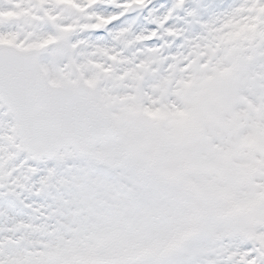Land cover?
Instances as JSON below:
<instances>
[{
	"label": "snow or ice",
	"instance_id": "obj_1",
	"mask_svg": "<svg viewBox=\"0 0 264 264\" xmlns=\"http://www.w3.org/2000/svg\"><path fill=\"white\" fill-rule=\"evenodd\" d=\"M172 2L153 0L150 8L167 11ZM254 4L264 7V0H186L187 12L178 13L186 21L177 27H190L175 45L190 41L205 56L181 65L185 73L174 92L179 102L165 103L172 87L162 85L161 106L153 107L157 101L138 87L124 94L133 106H113L107 120L87 85L95 84L99 99H121L110 85L120 83L124 69L81 52L108 50L125 21L154 31L145 21L148 9L102 29L66 34L45 6L43 15L30 18L38 21L30 23V45L10 47L18 36L0 31V196L21 209L10 219L0 213V264H16L44 245L80 240L135 249L113 264H235L228 257L240 235L248 241L242 264H264V224L250 211L264 210V149L248 145L251 130L242 121L246 112L264 113V30L235 42L208 35L223 17ZM161 43L152 39L148 46ZM211 82L226 85L231 103L205 113L199 103ZM73 84L82 89L52 91ZM128 115L142 127L117 140L108 121ZM100 142L111 154L105 164L92 155Z\"/></svg>",
	"mask_w": 264,
	"mask_h": 264
},
{
	"label": "clouds",
	"instance_id": "obj_2",
	"mask_svg": "<svg viewBox=\"0 0 264 264\" xmlns=\"http://www.w3.org/2000/svg\"><path fill=\"white\" fill-rule=\"evenodd\" d=\"M174 2L176 8H179L181 3H183V0H174ZM112 3L116 4L117 0H112ZM149 3H151V0H149ZM233 3L243 5L248 3V0H233ZM75 5L79 8V11L74 13L73 20L70 22L67 19H61L59 22L66 25V27H70L75 30H79L81 27L88 25L101 27L102 22L92 19V16L95 14V6L90 3L89 0H75ZM45 6H47L49 10L54 13V19L57 18V15L64 12L67 7L63 4L41 5L38 0H32V7L37 15H43L41 9ZM259 6V4H254L251 8H258ZM0 7L7 10L9 5L4 3L0 4ZM145 7H147V5H145ZM244 8L245 7H240L230 15L223 17V19L219 21L218 26H210L211 30L208 32V35H211L214 38L223 39L220 36L219 31L221 28H225L226 25L233 24L234 22L239 24L242 16L258 14L254 12L242 11ZM125 11H127V9ZM0 19L6 20L7 17H0ZM167 21L168 16H156L153 14L150 22L157 25L156 30L148 31L147 29H142L140 31H136L130 26H123L116 34L113 46L108 49V52L111 53L112 56L116 57L117 60L123 61L124 63L114 64L107 58V53H105V57L108 61L112 62V66L117 68L123 67L126 69L124 75L120 78V83L110 85L115 92L120 94L121 99H117L116 95L99 99L97 93L95 92V84L88 90V95L92 98L95 108L104 116L106 120L108 119V110L113 106L118 108L121 105L128 107L133 106V101L126 99L124 94H135V90L138 87H142L145 91V95L151 100L157 101L152 104L153 107L161 106L159 103L161 98L159 89L162 85H170L172 87V91L165 99V103L179 102L180 98L175 95L174 92L175 85L178 84L179 80L183 78L185 73V69L184 67H181V65H183L189 57L195 56L198 59H202L205 56V52L200 49L199 45L191 47V42L187 40L183 44L176 46L175 39L182 36L184 32L181 28H177L174 24L168 26ZM31 23L36 24L38 21L32 20ZM169 27L174 29L173 33L168 31ZM32 31L33 29L30 30L27 35L18 36L16 43H23L25 45L34 43L35 37L31 35ZM201 37H204L203 32L201 33ZM153 38L163 40L164 43L161 44L159 48H156L155 46L149 47L148 42H150ZM204 38L206 39V37ZM169 40L172 41V44H168ZM201 42L203 43V39H201ZM166 44L167 46H165ZM205 48H207V45H205ZM161 56H163V61H160ZM193 63H195V61H193ZM141 65L151 67L155 74L146 75L141 69ZM186 67H191V64L186 65ZM169 69H171V71H169ZM129 73L136 74L139 78H129ZM79 89H82L81 85L73 84L59 89L58 92H74ZM145 102L148 103V100ZM108 126L113 137L118 140L123 135L136 132L142 127V122L136 116L128 115L119 122L108 121ZM238 239L239 246L232 249L228 258L230 260H234L235 264H242V261L247 256V253L242 251V247L244 244L248 243V241L242 235H240Z\"/></svg>",
	"mask_w": 264,
	"mask_h": 264
},
{
	"label": "rangeland",
	"instance_id": "obj_3",
	"mask_svg": "<svg viewBox=\"0 0 264 264\" xmlns=\"http://www.w3.org/2000/svg\"><path fill=\"white\" fill-rule=\"evenodd\" d=\"M58 1L59 0H53V2L51 4H57L56 2H58ZM69 1L71 2L72 0H69ZM90 1L91 0H89V2ZM130 1L131 0H117V3H119V5H121V4L126 2L121 9L120 8H110V7L109 8H98V7L94 8V13L95 14L92 16V19L99 21L100 19L108 20L107 18H118V17L121 18V17H124V15H123L124 11L123 10H125L126 6L128 5V3ZM221 1H223V0H221ZM105 2L110 4V2L112 3V0H105ZM187 2H188V0H187ZM4 3L8 4L9 8L7 10H5L4 8L0 7V17H7L6 20L0 19V31H2V32L6 33V34H16L17 36H23V34L20 32V29H19L20 28L19 27V23L21 21L20 20L21 15L24 14V8L22 9L21 7H22V5L29 6V3H30L29 0H0V4H4ZM185 3H186V0H183V3H181L179 9H181V11L187 12V10L184 8ZM107 9H111V11H107ZM145 9H144V6H143L142 11L145 10ZM162 9H163V7H160L159 9H157V12L159 13V15H165V16H168V18L173 15L175 17V19H177L179 22L186 21L185 17H181V16L178 15L179 12L177 11L178 9H176L174 0L172 2V6L167 11H163ZM244 10H245V12L258 13L256 15H248V16H250V19H251V22H250L251 25H249V26L252 29V31L254 32V34L256 35L257 32H259L260 30H264V7L259 6L258 8H249V11H247V9H244ZM260 13H262V14L259 15ZM188 15H191V13H188ZM152 16H153L152 10H148V15H147V17H145L146 23L154 24V23L150 22L152 20ZM69 17L70 18H66V19L71 22L73 20V18H74V14L69 16ZM56 20L58 22L61 20L59 15H57ZM126 25H128V26L134 28L135 30H137L136 21L135 20L125 21L124 26H126ZM154 25L157 27L156 24H154ZM84 27L87 28V29H94V27L91 26V25L84 26ZM156 27H155V29H156ZM230 27H232V29H230L229 34H231L234 39L238 40L240 38L239 36H241V31H239L240 28L235 27V26H230ZM85 28H83V32H84ZM177 28H180V27H177ZM181 29H184V30H182L183 32H185V30L186 31L188 30V28L187 29L186 28H181ZM72 30H73V28H70V27H65L64 28V32L66 34H73V33L78 34V32H79L78 30H76V31L75 30L72 31ZM54 42L55 41H51V40L48 41L49 44L54 43ZM78 43H83V41H80ZM12 44L16 45V42H13ZM157 48H159V47H157ZM90 50L91 49L84 48L82 50V52H81V55H88V52ZM105 53L108 54L107 58L109 60H111L114 64H116V63L123 64L124 63L123 61H119V60H117L116 57L112 56L111 53L108 52V50L99 51L98 54H97L98 58H94V59L96 61H104ZM160 61H163V59H161V57H160ZM94 67L99 69V70H101V71L104 70L103 63H97V64L94 65ZM141 68L145 72L146 75L155 74L151 67H149L147 70L143 66H141ZM125 71H126V69H124V73H125ZM169 71H171V69H169ZM128 77L129 78L135 77L137 79L139 78L138 75L133 74V73H129ZM89 84L92 85V87L94 86V84L91 83V82ZM208 85L222 86L224 84L211 82ZM218 97L221 98L220 96H218ZM220 107H221V105L218 106V109ZM207 113H210V112H207ZM262 115L264 116V113L251 112L250 111V112L244 113L243 116H242V119L247 117V116H250V117H253V118L255 116H257V117H255V118H257L256 119L257 124L260 123V122L264 123V120L262 119V117H263ZM243 122L247 126V121H243ZM100 147L105 149V150H107L108 153L105 156H101L100 155L101 156L100 159H102V162L99 161V163H101V164L108 163L109 159H110V155H111L110 152L108 151V147H106V146H100ZM100 147L98 145V146L95 147V149L96 148L98 149ZM95 151H97V150H95ZM27 195H28V193H25V196H27ZM0 202H1L0 203V213H3V211L4 212L7 211V207L6 206H8L10 208L13 206L12 205L13 201H12V199L10 197L0 196ZM2 220H4V219H2ZM65 242H63L62 244H60V245H58L56 247H51V246H49L48 248L43 247L44 250L42 251V253H40L41 256H38L35 261H33V259H32L33 255L35 253L34 254L33 253H29V254L23 256L22 258H20L21 261H22L21 264H44L45 261H50V260H55L57 262H61L62 264H76L78 262L80 264H113V261H115L117 259H124L126 257L131 258L132 254L135 252V249L132 246L118 245V247L115 246L113 248V253H114L113 255L115 256V254H118V250H121L122 254L116 255L115 256V260L107 261V262H105V261H99V262L93 261L91 263V260L89 258H86V262H82V261L80 262V261H78V259L80 257L83 258L84 253H86V248H83L82 250H78L75 247L70 246V245H69V248H63L62 246H63V244ZM61 254H66V257L65 258L60 257ZM125 255H126V257H124Z\"/></svg>",
	"mask_w": 264,
	"mask_h": 264
},
{
	"label": "bare ground",
	"instance_id": "obj_4",
	"mask_svg": "<svg viewBox=\"0 0 264 264\" xmlns=\"http://www.w3.org/2000/svg\"><path fill=\"white\" fill-rule=\"evenodd\" d=\"M189 2H191V0H189ZM151 3H153V0H151ZM51 4V1H50ZM66 10L62 13L59 14V17L61 19H66V18H70L69 16L73 15L74 12H72L70 9L71 7L69 6V4H65ZM70 7V8H68ZM22 9L24 8V14L21 15L20 18V23H19V29L20 32L23 35H27L28 32L30 30H32V27H30V23L31 20L30 18L33 17L35 15V10L33 9L32 6H26V5H22L21 7ZM244 9H247V11H249L248 7H245ZM242 11H245V10ZM69 14V15H68ZM68 15V16H67ZM157 16H161L159 15L158 12H156ZM173 21V24L177 27V22H179L177 19H175V17L172 15L171 17L168 18L167 23H169V21ZM251 22L250 16H242L240 19V23L236 24L235 22L233 24H229L226 25L225 28H221L220 31V36L223 38L224 41L227 42H235V41H239V40H243L245 38L248 37H254L255 34L252 31V29L250 28L249 25ZM128 26V25H126ZM167 26V25H166ZM190 25H188L187 23L185 24L184 28H189ZM230 26H235L240 28L239 31H241V36H239L240 38L238 40L234 39L232 37L231 34H229L230 29H232V27ZM168 29H173L171 27H169ZM142 29L136 30V31H140ZM257 32V31H256ZM258 33V32H257ZM98 52H93L92 50H90L88 52V55H91L93 58H98ZM161 59H163V56H161ZM143 67H145V69L147 70L149 67L146 65H141ZM142 69V68H141ZM218 96H220L221 98H219ZM231 103V94L230 92L227 90L226 85H222V86H215V85H206L202 94H201V99H200V103H199V109L205 113L207 112H212L213 110H219L221 108H223L225 105L230 104ZM221 107L218 109V106ZM225 115H229V113H225ZM263 116V115H262ZM249 117V118H248ZM257 117V116H255ZM253 118L250 116H247L245 118L242 119V121H247V126L250 127L251 130V134L248 136V145L250 147H254V148H258V149H264V123L260 122L257 124L256 119L257 118ZM262 119L264 120V116L262 117ZM95 150H97V152L99 154L102 155H106L108 152L107 150L103 149V148H96ZM109 151V150H108ZM7 207V211L4 212V216L8 217L9 219L13 216L14 212H19L20 209L15 207L13 208V206L10 208L8 206ZM250 211L253 213V220L255 223H258L262 217H264V210H260L257 209L256 207H253L250 209ZM0 225H2L4 217L0 216ZM262 221H264V219H262ZM83 242V243H82ZM70 246L75 247L78 250H82L83 248H86V253H84L83 258H79L78 261H82V262H86V258H89L91 260V263L93 261L95 262H99V261H112L115 260V256L118 254H122L121 250H118V254H115V256L113 255V248L115 246L118 247V245H114L111 242L105 241V240H95L94 242L89 243L87 240H80V241H66L63 244V248H69ZM43 247L48 248V245H44ZM42 251L36 252L33 255V261L36 260V258L38 256H41ZM62 258L66 257V254H61ZM126 257V255L124 256ZM22 258V257H20ZM18 258L16 260V264H21L22 261L21 259ZM128 258V257H126ZM125 259V258H124ZM44 264H62L61 262H57L55 260H50V261H45ZM76 264H80L79 262Z\"/></svg>",
	"mask_w": 264,
	"mask_h": 264
},
{
	"label": "water",
	"instance_id": "obj_5",
	"mask_svg": "<svg viewBox=\"0 0 264 264\" xmlns=\"http://www.w3.org/2000/svg\"><path fill=\"white\" fill-rule=\"evenodd\" d=\"M52 91H53V92H58L59 89H52ZM100 143H102V142H100Z\"/></svg>",
	"mask_w": 264,
	"mask_h": 264
}]
</instances>
